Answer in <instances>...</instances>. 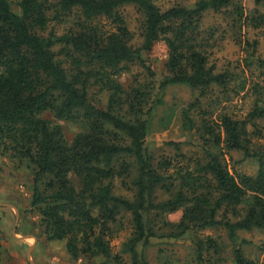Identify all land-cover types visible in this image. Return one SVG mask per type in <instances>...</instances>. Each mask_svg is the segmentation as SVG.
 Segmentation results:
<instances>
[{"label":"trees","instance_id":"16d2710c","mask_svg":"<svg viewBox=\"0 0 264 264\" xmlns=\"http://www.w3.org/2000/svg\"><path fill=\"white\" fill-rule=\"evenodd\" d=\"M158 1L18 0L13 9L0 0V159L30 172V207L40 233L46 241H64L72 260L124 264L128 256L131 264H147L152 239L192 233L194 257L204 262L223 251L216 238L196 235L215 229L233 246L232 264H258L246 255L242 245L249 242L240 234L264 232L263 88L254 86L256 99L244 118L214 115L221 102L214 90L227 97L232 78L210 61L217 29L207 31L203 18L223 14L230 31L246 26L264 38V13L245 14L237 0L165 9ZM125 6L142 18L138 46L120 12ZM158 42L167 57L155 82L143 54ZM255 63L264 76V58ZM130 65L144 68L147 77L124 86L118 77ZM177 85L199 94L180 114L199 151L187 156L173 144L176 157L157 158L147 146L156 96ZM47 113L83 131L68 142ZM231 152L242 155L237 164L256 161V173L235 166L230 172L225 156ZM178 211L177 222L166 219ZM124 230L114 254L111 243Z\"/></svg>","mask_w":264,"mask_h":264},{"label":"rangeland","instance_id":"374dc122","mask_svg":"<svg viewBox=\"0 0 264 264\" xmlns=\"http://www.w3.org/2000/svg\"><path fill=\"white\" fill-rule=\"evenodd\" d=\"M13 9H16L18 0H9ZM198 0H159L160 8L165 9L172 5L192 6ZM244 8L245 14L256 11L264 13V3L257 5L255 0H237ZM130 32L134 35V45L141 42L140 24L141 15L133 6H125L120 10ZM204 27L217 29L216 43L210 58L218 71H229L231 83L228 88L227 97L221 94L220 89H215L213 98H221V102L214 106V115L224 111L235 118L242 119L249 112L256 97L254 86L258 84L263 88L264 98V76L258 69L255 59L264 58V38L262 30H253L243 26L241 30L230 31L228 23L223 14L208 13L203 18ZM61 32L63 26L55 28ZM255 41V43H253ZM247 42L251 47L247 46ZM167 57V49L163 42L154 45L149 53L143 54L145 64L154 72V81L158 82L164 75V63ZM147 72L139 65H130L129 71L118 77L124 86H128L133 79L144 80ZM199 94L187 86L177 85L165 89L160 98L151 120L150 134L147 137V146L150 152L159 157H176L173 144H179L181 153L193 156L199 151L198 137L193 132H187L182 127L181 111L193 103ZM227 98L229 100H227ZM105 102L106 98L103 96ZM227 100V101H226ZM204 106L206 100L202 99ZM44 117L54 121L50 114ZM58 124L64 138L71 142L77 133L83 131L81 124L65 121H54ZM264 133V122L261 123ZM264 144V138L260 141ZM229 163L230 172L232 166L236 170L248 175L256 173L258 165L254 160H246L241 163L242 155L231 152L225 156ZM230 159V160H229ZM31 183L30 172L18 163H12L0 159V264H89L85 258L77 260L70 259L65 249L64 241H46L40 233L39 216L30 207ZM16 213L18 219L16 221ZM181 217V211L166 216L171 222H177ZM128 230H124L111 246L113 253L120 252L121 244L125 241ZM197 237L210 236L216 238L222 248L219 257L205 258L204 262H197L193 253L192 233L179 240L152 239L150 245L145 248L147 264H232V244L228 241L225 233L220 230H206L198 232ZM241 238L249 243L242 247L247 256L256 260L258 264H264V232L255 231L241 233ZM206 255H204L205 257ZM124 264H131L128 256H122ZM94 259L93 262H100Z\"/></svg>","mask_w":264,"mask_h":264},{"label":"water","instance_id":"95a60500","mask_svg":"<svg viewBox=\"0 0 264 264\" xmlns=\"http://www.w3.org/2000/svg\"><path fill=\"white\" fill-rule=\"evenodd\" d=\"M17 219H18V213H16V221H17Z\"/></svg>","mask_w":264,"mask_h":264}]
</instances>
